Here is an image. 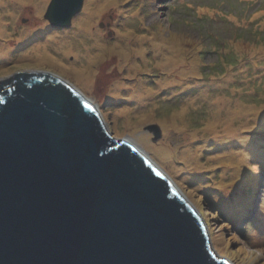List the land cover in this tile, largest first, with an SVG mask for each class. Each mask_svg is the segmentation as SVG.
Wrapping results in <instances>:
<instances>
[{"label":"rangeland","instance_id":"obj_1","mask_svg":"<svg viewBox=\"0 0 264 264\" xmlns=\"http://www.w3.org/2000/svg\"><path fill=\"white\" fill-rule=\"evenodd\" d=\"M50 2L0 0V10L11 9L0 79L41 69L76 86L115 137H131L181 186L219 255L264 264V167L253 171L264 166V0H82L69 25L45 16ZM117 34L127 47L111 48ZM53 36L59 44L37 52ZM88 51L97 56L82 63ZM254 173L260 207L239 221L254 191L241 178ZM235 191L243 193L236 204Z\"/></svg>","mask_w":264,"mask_h":264},{"label":"water","instance_id":"obj_2","mask_svg":"<svg viewBox=\"0 0 264 264\" xmlns=\"http://www.w3.org/2000/svg\"><path fill=\"white\" fill-rule=\"evenodd\" d=\"M81 4L45 16L69 25ZM172 179L62 77L0 79V264H232Z\"/></svg>","mask_w":264,"mask_h":264},{"label":"bare ground","instance_id":"obj_3","mask_svg":"<svg viewBox=\"0 0 264 264\" xmlns=\"http://www.w3.org/2000/svg\"><path fill=\"white\" fill-rule=\"evenodd\" d=\"M3 4V3H2ZM10 5H12V4H10ZM9 5V6H10ZM0 6H3V5H1L0 4ZM37 6H39V3L36 5V11H37ZM11 10V9H10ZM10 10H0V35L2 34H4V32H5V30H4V26H5V16L8 14V12L10 11ZM40 11V10H39ZM6 14V15H5ZM9 14H11V13H9ZM83 16L84 17H86L87 19H86V22H84L85 24H91V21H92V13L91 12H89L88 11V9L87 10H85L84 11V13H83ZM41 26L44 24V23H39ZM34 30H36V28L34 29ZM32 31V30H31ZM34 32V31H33ZM118 35V37H117V40L114 42V43H112L111 44V48H117V47H123V48H125V47H127V43L125 42V41H123V36L121 35V34H117ZM55 39H57V40H55V39H52V38H47V39H45V41H44V43H39L37 46H36V50H40V51H37V52H42V51H47L48 53H49V49H48V47L47 46H50V43H54V42H57L58 44H59V42L61 41L58 37H56V36H53ZM98 42H100L101 41V39L100 38H98V40H97ZM4 43V42H3ZM6 43V44H5ZM4 44L5 45H2V46H0V53H6L8 50H7V48H9V44H7V42H5ZM101 44H103V42H100ZM63 54V53H62ZM97 55H96V53H92V52H90V51H88L87 52V54L85 55V57H86V62L84 61V62H82V63H90L91 62V60L92 59H94V57H96ZM81 60L79 59V62H80ZM192 69H193V67H192ZM172 78V77H171ZM120 79V78H119ZM121 80V79H120ZM120 80H116V81H120ZM174 79L172 78V81H173ZM137 86H141V90L143 89V86H142V84H140L139 82H137V84H136V86H134V87H137ZM113 90H115V91H121V89L120 88H117V87H115ZM139 90V89H138ZM138 90L136 91V92H138ZM132 91V90H131ZM143 95L144 94H142V95H140V97L142 98L143 97ZM128 141H130V142H133V140H132V138L131 137H125ZM134 144H136L135 142H133ZM137 145V144H136ZM138 146V145H137ZM141 148V147H140ZM149 155V154H148ZM151 158V157H150ZM152 159V158H151ZM153 160V159H152ZM220 256H222V255H220Z\"/></svg>","mask_w":264,"mask_h":264},{"label":"trees","instance_id":"obj_4","mask_svg":"<svg viewBox=\"0 0 264 264\" xmlns=\"http://www.w3.org/2000/svg\"><path fill=\"white\" fill-rule=\"evenodd\" d=\"M258 154H261L262 155V161L264 160V150H259V152H257ZM258 166H255L253 168V171L257 168V167H264L261 163L257 164ZM258 176L257 174L254 173V175L252 174H246L244 177L241 178V182L242 184H246L247 182H249V184L247 185V188H249L250 186L254 185V191L252 194H250L249 196H247V200L244 204H242L240 207H242V209L240 211L237 212V214H239V221H242L246 216H249L250 215V211L252 210L253 211V208L257 207L256 210L253 211V214L250 215L251 217L255 216L257 214V211H258V207H260V205L258 204L256 206V203H257V200H258V192H257V185H258ZM243 193H239V192H236L235 193H230L228 196L230 197V200L231 201H235V204L237 202H240L241 199H239L237 196L238 195H241ZM246 194V193H244ZM227 196V197H228ZM227 197H225L224 199V202L222 203V207H225L227 209V204H226V199ZM239 207V208H240ZM238 208V209H239ZM225 220L226 222H228V218H227V215L225 216ZM228 220V221H227ZM234 231V230H233Z\"/></svg>","mask_w":264,"mask_h":264}]
</instances>
